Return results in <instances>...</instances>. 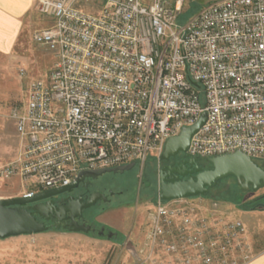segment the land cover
Listing matches in <instances>:
<instances>
[{"label": "built area", "instance_id": "obj_1", "mask_svg": "<svg viewBox=\"0 0 264 264\" xmlns=\"http://www.w3.org/2000/svg\"><path fill=\"white\" fill-rule=\"evenodd\" d=\"M184 3L35 0L52 22L32 39L55 62L11 115L22 146L0 165V181L19 178L30 197L32 185L65 187L85 170L144 165L203 114L189 156L240 151L264 162V0L210 2L182 22ZM203 199L154 204L139 264L256 259L245 224Z\"/></svg>", "mask_w": 264, "mask_h": 264}, {"label": "rangeland", "instance_id": "obj_2", "mask_svg": "<svg viewBox=\"0 0 264 264\" xmlns=\"http://www.w3.org/2000/svg\"><path fill=\"white\" fill-rule=\"evenodd\" d=\"M215 1L219 0H185L180 21L186 22L206 4ZM144 2L150 3L151 0H144ZM51 22L52 19L39 13L35 29L47 28ZM54 62L53 53L47 47L36 44L32 37L27 39L11 57L0 58V165L15 160L22 146L21 136L18 134L16 122L11 115L14 111L24 112L28 102L30 84L38 81L48 82ZM21 69L26 73L24 77L20 76L19 70ZM158 160L157 155L151 153L144 165L136 162L133 169L123 174L119 173L116 177L121 185L114 191H120L123 194L116 196L112 204L105 206L106 208L99 213L97 218L98 226H104L113 231L112 239L97 236L96 238L102 239L99 245H89L87 244L89 242L85 240H72L69 245L75 246L77 251L95 252L97 250V253L102 256L107 255L106 264H112L113 261L131 264L133 258L123 249V245L132 232L134 246L139 248L144 243L149 229L148 213L154 210V203L160 199ZM108 176L111 175L108 174ZM219 185L225 191L227 189L224 194L218 196L219 198L209 195L202 197L208 208L223 211L232 219L242 220L245 225H248H246L247 228L251 225L252 229H260L264 233L263 213L251 215L249 212L252 210L241 207L249 202L255 203L257 198L263 197L264 188L258 192H243L231 177L220 181ZM2 187L6 189V192L0 191V195L4 196H16L23 192L22 186L16 180L0 181V190ZM30 190L38 193L42 189L37 185H32ZM197 198L199 197L188 199ZM258 203L264 205V197ZM53 230L56 229L48 231ZM79 234L84 235V233ZM62 242L57 240V243Z\"/></svg>", "mask_w": 264, "mask_h": 264}, {"label": "water", "instance_id": "obj_3", "mask_svg": "<svg viewBox=\"0 0 264 264\" xmlns=\"http://www.w3.org/2000/svg\"><path fill=\"white\" fill-rule=\"evenodd\" d=\"M206 122V114H203L199 122L189 128L182 130L177 137L167 140L164 151L160 157L162 161L169 162L179 153L187 154L191 138L199 131ZM207 162L212 166L211 170L199 173L196 178L188 181H177L170 178L176 170L167 167V174L164 170L160 175V199L163 201H172L175 199H188L191 197H205L209 189L213 188L218 182L235 178L243 192H258L264 188V162L260 164L244 153L237 151L233 154L207 158ZM195 160L191 161V165ZM135 163L119 166L112 169L85 170L78 174L75 180L68 186L44 190L30 197H15L0 199V239H8L23 235H36L49 230L44 222H39L37 217L44 220H51L52 217H58L53 221L52 228L64 229L71 232L96 233L90 225L79 224L77 218L82 216V211L92 207L98 196L94 195L88 203H84L74 210L71 204L61 210L60 213L55 211L52 204V198L61 196L67 192L75 190L86 179H97L106 174H123L125 171L133 169ZM200 169L197 168V171ZM100 197L104 195L98 194ZM46 201V202H44ZM68 213L70 215L68 216ZM70 220L62 226V222ZM98 236L105 237V229L102 228L97 232ZM114 237V233H109L107 238Z\"/></svg>", "mask_w": 264, "mask_h": 264}, {"label": "crops", "instance_id": "obj_4", "mask_svg": "<svg viewBox=\"0 0 264 264\" xmlns=\"http://www.w3.org/2000/svg\"><path fill=\"white\" fill-rule=\"evenodd\" d=\"M38 14L35 9V0H0V58L11 57L27 39L33 37L34 32L37 31L35 28ZM13 180L19 181L23 192L16 196L0 195V199L21 197L25 193L20 179ZM0 191L6 192V189L2 187ZM249 213L264 215V208L253 209ZM262 218L264 221V216ZM79 233L82 232L56 229L31 236L0 239V264H106L107 255L102 256L97 253V250L95 252L77 251L75 246L69 245L72 240H85L89 242L87 243L89 245H99L102 240L96 238L98 235L93 233H84V235ZM132 234L133 232L125 239L123 249L132 256L131 264H139L140 261L136 255L137 246H134ZM247 237L252 251L257 254L251 264H264V233L260 229H252L250 225L247 228ZM57 240L63 242L57 243ZM120 263L112 262V264Z\"/></svg>", "mask_w": 264, "mask_h": 264}, {"label": "flooded vegetation", "instance_id": "obj_5", "mask_svg": "<svg viewBox=\"0 0 264 264\" xmlns=\"http://www.w3.org/2000/svg\"><path fill=\"white\" fill-rule=\"evenodd\" d=\"M192 160H195L194 165H191ZM168 166H170L171 169L176 170L170 176V178H173L175 182L188 181L191 178L195 179L199 173L212 169V166L207 162L206 159L195 158L185 153H179L175 158H172L169 162L162 161L161 159L158 160L159 181H160L161 172L163 170H164V175L167 174ZM197 168H199L200 170L197 171ZM107 175L108 174L101 176L97 179H86L83 183L79 184V187L77 189L67 192L61 196L52 198V204L55 207V211L57 213H60L61 210L67 207L69 204L72 205L74 210H77L78 206H81L84 203H88L91 200V198L94 195H96L99 198L97 202L92 207L82 211L83 212L82 216L77 218V222L79 224L90 225L93 229L96 230L95 233L96 235L97 232L100 231L102 228L105 229V234H106L105 237H107L109 233H113L111 229L108 230L107 227L97 225V218L99 213L106 208L105 206L112 204L116 196L123 194L120 191L118 192L114 191L115 188L121 185L120 184L121 182L118 180V178H116L119 175V173L110 174L111 175L110 177L109 176L107 177ZM233 179L236 185L239 186L236 179L235 178ZM226 191L222 189V187L219 185L218 182L216 186L209 189L207 195L216 198L224 194ZM98 194L104 195L105 197H100V195ZM149 202L153 203L151 200H149ZM69 215L70 213H68V216ZM37 219L39 222H44L46 226L50 227L49 229H55L52 228V225H53V221L57 220L58 217L56 216L52 217L51 220L49 221L44 220L39 216L37 217ZM70 222H71L70 220H65L62 222V226Z\"/></svg>", "mask_w": 264, "mask_h": 264}, {"label": "trees", "instance_id": "obj_6", "mask_svg": "<svg viewBox=\"0 0 264 264\" xmlns=\"http://www.w3.org/2000/svg\"><path fill=\"white\" fill-rule=\"evenodd\" d=\"M256 162H258V161H256ZM259 164H260V162H258ZM264 197V196H263ZM263 197H259V198H257V201L255 202V203H252L251 204V202H249V203H247V204H244V205H242L241 207H243V208H245V209H248V210H253V209H257V208H259V207H264V205L263 204H261V203H258ZM217 198V197H216ZM219 198V197H218ZM223 198V197H222Z\"/></svg>", "mask_w": 264, "mask_h": 264}]
</instances>
